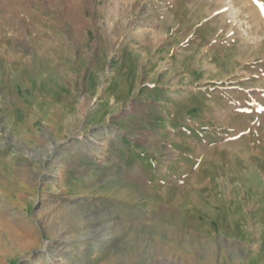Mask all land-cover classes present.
Returning a JSON list of instances; mask_svg holds the SVG:
<instances>
[{
  "label": "rangeland",
  "instance_id": "rangeland-1",
  "mask_svg": "<svg viewBox=\"0 0 264 264\" xmlns=\"http://www.w3.org/2000/svg\"><path fill=\"white\" fill-rule=\"evenodd\" d=\"M113 1L0 0V264H264V0Z\"/></svg>",
  "mask_w": 264,
  "mask_h": 264
},
{
  "label": "bare ground",
  "instance_id": "bare-ground-1",
  "mask_svg": "<svg viewBox=\"0 0 264 264\" xmlns=\"http://www.w3.org/2000/svg\"><path fill=\"white\" fill-rule=\"evenodd\" d=\"M233 1H235V0H228V3H232ZM237 1H239V0H237ZM128 2H123L121 0H114L112 2L113 5H112L111 8H114V9L118 10V9H120L121 5L126 6V3H128ZM230 7L232 9L231 11L232 12L234 11L233 14H234V17H235L236 16L235 15L236 10H234V8H232L231 5H230ZM138 34H140V35H144L145 34L146 35L147 33L145 31L144 32L142 31V32H140ZM101 139H103V138H101ZM46 156L49 157V153ZM63 171L64 170L61 167H59L56 170L50 171L48 177L51 179L52 183H54L55 185L61 184L62 177H63ZM76 211H77V213H76L77 214L76 215L77 216V220H79V224H78L77 227H78L79 231L80 230H82V231L79 232L76 235H73L72 236L73 238H71V239L67 238L68 235L65 237V236H63L61 234H58L59 231H57L58 232L57 234H53L52 237H51V241L54 242L58 246H60V245L63 246L64 249L61 250L62 248L60 247L61 249L60 248H59V250L57 249L54 254H46V257H47L46 259L48 260L49 263L54 262V261H58L59 262L58 264H68V261H71L66 256V251H68L69 247H74L73 245L77 244L78 247L75 248L76 253H78V255L79 254L81 255V253L82 254H86L88 252L89 245H91L93 243V239H95V237L97 238V237L101 236V235L99 236V234H101V233H99L100 228H98V227H96V226H94L93 224L90 223L91 219L88 217V214L87 213H83L84 211H82L81 208L79 210L76 209ZM49 242H50V240H49ZM47 244L45 246H47ZM45 246L43 245V247L37 248L35 250H30L29 254L27 255L29 257V259L33 258L34 256L39 257V256L43 255V253L45 254L46 253L44 251ZM59 257H60V259L57 260V258H59ZM78 257H81V256H78ZM40 260L41 259H39V261Z\"/></svg>",
  "mask_w": 264,
  "mask_h": 264
}]
</instances>
